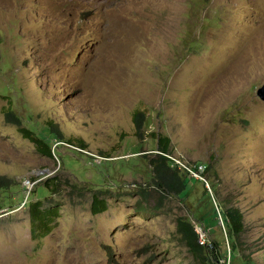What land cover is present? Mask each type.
Wrapping results in <instances>:
<instances>
[{"label": "rangeland", "instance_id": "rangeland-1", "mask_svg": "<svg viewBox=\"0 0 264 264\" xmlns=\"http://www.w3.org/2000/svg\"><path fill=\"white\" fill-rule=\"evenodd\" d=\"M0 54V179L16 182L0 192V264H201L178 219L210 239L190 212L211 180L217 204L244 214L245 257L264 264V0H0ZM47 126L69 142L58 157L22 132ZM155 154L207 176L181 200L152 182ZM57 175L108 185V210L65 186L35 241L29 206Z\"/></svg>", "mask_w": 264, "mask_h": 264}, {"label": "trees", "instance_id": "trees-1", "mask_svg": "<svg viewBox=\"0 0 264 264\" xmlns=\"http://www.w3.org/2000/svg\"><path fill=\"white\" fill-rule=\"evenodd\" d=\"M11 115L13 114L9 113L7 117ZM134 119L137 127L136 135L142 138L146 115L142 112H137ZM16 122L19 127L22 126L21 119L16 117ZM22 130L26 138L34 143L37 150L46 157H54V155L58 157V150L55 148L53 151L55 145L58 144L57 148H59L62 144H69L68 140L59 131L50 126L44 127L40 132L28 129ZM81 149L85 150V147H81ZM160 150L164 154H173L171 141L168 137H160ZM59 157L61 156L59 155ZM137 159L139 160V158H136L131 161H137ZM148 162L154 174L151 180L158 190L175 195L181 200H187L190 197L193 185L198 179L196 181L195 177L191 176L190 171L182 164H176L170 157L161 154L153 155ZM210 168L207 167V170L210 171ZM196 170L198 171V169ZM206 176L205 171L201 177L204 178ZM59 179L60 177L57 175L55 177H48L44 181L42 180V185L49 190L50 196L30 203L29 212L31 214L32 238L35 241H42L51 233L53 229L52 224L58 218L60 210L59 204L57 206L54 205L56 201L54 196L57 195L60 198L64 196L67 193L65 186L70 188L71 194L77 191L84 197L86 193H90L93 199L92 212L94 215H101L108 210V204L102 198L104 191L109 189L108 185L99 188L90 182H83L84 185H79L70 181H68V185H65ZM206 182L210 184L212 191H209L207 188L204 189V193L199 199V202L203 201V205L198 204L190 212V216L210 234V239L202 241L192 220L179 218L178 233L182 236L183 242L201 264H255L253 259H247L244 255L245 247L247 246L245 237L248 234V227L245 223L243 212L236 206L226 205L221 208V204L224 201L220 199L218 205L213 198L214 194L217 196L219 194L218 185L214 180ZM15 186L16 182L7 177L0 179V192L9 190ZM142 196L144 199L148 197L145 188L142 189ZM0 209H4L1 204Z\"/></svg>", "mask_w": 264, "mask_h": 264}, {"label": "bare ground", "instance_id": "bare-ground-1", "mask_svg": "<svg viewBox=\"0 0 264 264\" xmlns=\"http://www.w3.org/2000/svg\"><path fill=\"white\" fill-rule=\"evenodd\" d=\"M196 42H197V40H196ZM257 95H258V92H257ZM259 97V96H258ZM260 98V97H259ZM261 99V98H260ZM262 100V99H261ZM262 101H264V100H262ZM186 168V167H185ZM188 171H190L191 172V169H194V172L191 174V176H193V177H195L196 178V176H199V178H197V179H202V177H201V175H202V173H205V171H206V167L203 165V164H201V165H195V166H191L189 169L188 168H186ZM196 169H198V171L196 170ZM74 174V173H73ZM76 177V176H75ZM77 178V177H76ZM75 178V179H76ZM69 179V178H68ZM60 180V179H59ZM62 181V180H61ZM48 197V196H47ZM232 203V202H231ZM52 206V205H51Z\"/></svg>", "mask_w": 264, "mask_h": 264}, {"label": "water", "instance_id": "water-1", "mask_svg": "<svg viewBox=\"0 0 264 264\" xmlns=\"http://www.w3.org/2000/svg\"><path fill=\"white\" fill-rule=\"evenodd\" d=\"M258 96L264 100V86L258 90Z\"/></svg>", "mask_w": 264, "mask_h": 264}, {"label": "clouds", "instance_id": "clouds-1", "mask_svg": "<svg viewBox=\"0 0 264 264\" xmlns=\"http://www.w3.org/2000/svg\"><path fill=\"white\" fill-rule=\"evenodd\" d=\"M194 172V169H191L190 174H192ZM195 180L197 181V179L195 178ZM208 189V188H207ZM209 190V189H208ZM210 191V190H209ZM207 240V239H206Z\"/></svg>", "mask_w": 264, "mask_h": 264}]
</instances>
